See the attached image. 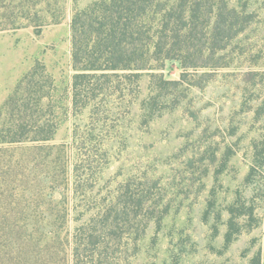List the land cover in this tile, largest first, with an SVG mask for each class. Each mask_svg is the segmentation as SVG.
<instances>
[{
  "label": "rangeland",
  "instance_id": "1",
  "mask_svg": "<svg viewBox=\"0 0 264 264\" xmlns=\"http://www.w3.org/2000/svg\"><path fill=\"white\" fill-rule=\"evenodd\" d=\"M92 1L0 0V264H74L77 229L128 184L161 216L119 264H264V0H229L247 22L225 47L116 71L76 106ZM34 69L39 106L5 107Z\"/></svg>",
  "mask_w": 264,
  "mask_h": 264
},
{
  "label": "trees",
  "instance_id": "2",
  "mask_svg": "<svg viewBox=\"0 0 264 264\" xmlns=\"http://www.w3.org/2000/svg\"><path fill=\"white\" fill-rule=\"evenodd\" d=\"M246 22L229 0H94L72 20L74 103L96 99L116 71L129 70L138 78L162 67L156 61L223 48ZM35 72L20 81L5 107L34 110L31 96L39 106L43 94L32 85ZM25 91L27 99L21 96ZM147 203L146 192L122 186L114 202L77 229L74 264H119L130 240L137 243L150 221L161 216Z\"/></svg>",
  "mask_w": 264,
  "mask_h": 264
}]
</instances>
